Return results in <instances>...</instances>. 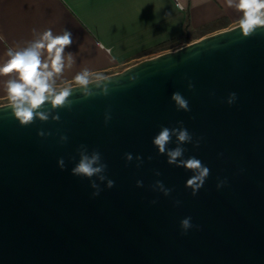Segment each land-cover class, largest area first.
Masks as SVG:
<instances>
[{"label":"water","instance_id":"1","mask_svg":"<svg viewBox=\"0 0 264 264\" xmlns=\"http://www.w3.org/2000/svg\"><path fill=\"white\" fill-rule=\"evenodd\" d=\"M106 76V96L84 98L70 85L71 109L52 112L58 122L21 126L0 104V264H264V29L245 38L235 25ZM174 92L190 111L177 110ZM180 121L193 137L183 159L210 169L195 196L186 187L193 173L152 143ZM80 145L100 152L115 182L97 181L96 197L71 174ZM176 146L173 136L167 147ZM157 180L169 196L153 190Z\"/></svg>","mask_w":264,"mask_h":264},{"label":"crops","instance_id":"2","mask_svg":"<svg viewBox=\"0 0 264 264\" xmlns=\"http://www.w3.org/2000/svg\"><path fill=\"white\" fill-rule=\"evenodd\" d=\"M183 2L180 11L177 0H0V64L7 61L9 48L19 50L34 39L33 29H51L54 35L67 30L73 43L65 52L74 55V63L58 78V87L70 86L85 68L93 74L116 73L238 25L240 13L227 7L226 0ZM9 78L0 76V104L8 103Z\"/></svg>","mask_w":264,"mask_h":264},{"label":"clouds","instance_id":"3","mask_svg":"<svg viewBox=\"0 0 264 264\" xmlns=\"http://www.w3.org/2000/svg\"><path fill=\"white\" fill-rule=\"evenodd\" d=\"M185 6L183 0H177L175 5L180 11H183ZM226 6L234 8L240 13L238 29L243 37L247 38L258 29H264V0H226ZM33 34L34 39L28 42L26 47L19 50L9 48L6 54L7 61L0 64V76L10 77L5 82L7 107L11 108L12 115L21 126L33 124L37 119L41 122H47L51 118L52 121L58 122L60 116L58 114L53 115L52 112L58 108L71 109L72 101L70 97L73 89L79 88L84 98L98 94L108 95V82L111 79L102 73L93 74L86 68L74 76L76 88L71 86L58 87V81L60 80L58 78L62 77L66 67H71L74 63V55L65 52V49L73 43L70 31L64 30L62 34L54 35L51 29H47L42 33L33 29ZM97 46L101 49L105 48V45L101 42H97ZM108 51L111 50L108 49ZM112 59L114 60L115 57H112ZM136 79V76L129 77V80L133 82ZM193 87L194 85L189 82V90H192ZM236 99V93H229L226 102L231 105L235 103ZM171 100L175 103L178 111H190L188 101L180 92H174ZM46 104L51 105V110H42ZM110 120V113H106L105 123L107 124ZM178 124L181 126L176 128L162 127L153 138L152 143L158 149L159 154L167 156L169 165L183 167L193 173L186 181V187L190 188L192 195L195 196L210 175V169L195 157L183 159L186 150L181 145L193 143V137L182 126V121ZM50 134L43 131L37 133L41 137ZM173 136L176 137L177 146L169 149L167 146L172 142ZM200 139L195 141V146H199ZM67 140L66 135L60 136L61 143H66ZM77 152L79 161L71 169V174L87 178L90 181V187L94 189L92 192L93 197L98 196L101 191L100 184L97 181L100 183L106 182L107 188L114 187L115 182L105 175L107 164L103 162L99 151L93 150L89 153L86 145H80ZM135 159L138 161L137 166L143 162L141 156H136ZM125 160L132 161V154L125 153ZM57 164L61 170H64L65 161L62 157L58 159ZM156 175H160V173L157 172ZM93 177L96 179H92ZM225 184L226 180H221L218 182L217 188H221ZM142 186L143 182L137 181V187ZM152 187L153 190H158L165 196H169L172 191L159 180ZM179 203V201H175L176 205H179ZM191 219V217H185L180 221L182 232L187 233L189 229L194 227Z\"/></svg>","mask_w":264,"mask_h":264}]
</instances>
